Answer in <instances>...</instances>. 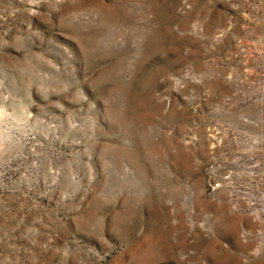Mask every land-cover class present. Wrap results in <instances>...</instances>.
I'll list each match as a JSON object with an SVG mask.
<instances>
[{
  "label": "rangeland",
  "instance_id": "1",
  "mask_svg": "<svg viewBox=\"0 0 264 264\" xmlns=\"http://www.w3.org/2000/svg\"><path fill=\"white\" fill-rule=\"evenodd\" d=\"M0 264H264V0H0Z\"/></svg>",
  "mask_w": 264,
  "mask_h": 264
}]
</instances>
